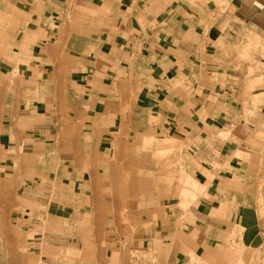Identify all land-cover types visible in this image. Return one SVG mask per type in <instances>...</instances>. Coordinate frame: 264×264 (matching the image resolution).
Listing matches in <instances>:
<instances>
[{"label":"crops","instance_id":"crops-1","mask_svg":"<svg viewBox=\"0 0 264 264\" xmlns=\"http://www.w3.org/2000/svg\"><path fill=\"white\" fill-rule=\"evenodd\" d=\"M0 4L15 10L30 90L11 103L1 96L0 163L17 169L12 184L33 205L27 225L43 250L80 251L76 264H264V206L240 179V155L252 165L264 152V57L249 78L237 60L246 33L264 41V0ZM151 136L177 152L161 166L156 203L135 159L137 141ZM47 142L64 169L54 195L48 180L25 178ZM186 176L204 189L183 209ZM92 215L99 224L88 230ZM42 216L76 227L59 231Z\"/></svg>","mask_w":264,"mask_h":264},{"label":"rangeland","instance_id":"rangeland-1","mask_svg":"<svg viewBox=\"0 0 264 264\" xmlns=\"http://www.w3.org/2000/svg\"><path fill=\"white\" fill-rule=\"evenodd\" d=\"M15 14L14 9L0 6V99L3 96V103H6V101L11 103L17 97L24 96V91H27V93L30 91L21 87L23 74L19 70V63L25 62V59H23L24 57L21 54H18L20 50L18 52L16 50L21 46L16 43L15 25L9 22ZM238 47L243 49L237 56L239 67L242 68L244 65H249L246 74L249 78L255 74L253 68L261 65L257 61V55L261 54L264 57V41H261L251 33H246L243 42ZM27 50V47H25L24 51ZM258 81L261 82L262 80ZM43 91L49 92L51 90L45 87L41 88V95ZM165 143L166 140H161L157 136L145 137L137 141V151L135 152L137 174L142 176L143 179L147 177V179L151 180L149 186L154 203L158 201L162 187L166 186L165 182H163L164 184L160 183L161 166H165L168 155L177 153L176 151L168 153L163 150L162 146L164 145L162 144ZM11 152L15 153V150L12 149ZM240 158L245 165L240 175V179L244 182L241 191L249 193L253 198L252 202L259 204L260 209H262L264 206V192H262L264 189V152H256V156H254L255 162L252 165L248 164L250 159L248 155L241 154ZM37 160V163H39L38 168L30 169L25 178L29 180H48V184L54 188V195L56 178H62L64 175V169L60 165L61 162L57 161L54 144L47 142L43 150L38 154ZM179 165L180 170H182L181 162ZM174 168L177 169L176 166ZM16 172V168L9 167L7 169L0 163V264H44L43 255L56 257L62 264H76L75 259L80 256L83 257L80 251L71 252L62 245L56 248L51 247L50 250L53 252L50 253L45 251L49 249L46 244H39L40 241L44 240V238H37L41 233L39 234V231L36 229L32 230L27 225V222H31L33 218L31 213L33 205L12 184L13 178L11 177H15ZM179 189V195L183 198L181 207L187 209L193 199L203 191L204 187L197 184V182L191 181V178L186 176L185 178H180ZM110 193H113L112 189ZM158 211L159 209L153 208V214L149 220L152 228L156 226L158 217L156 213ZM41 219L44 226L54 227L59 231L64 228L74 229L76 227L62 219L51 221L47 216H42ZM97 220L98 218L94 215L89 216L87 222L83 225L88 227V230H93L99 224ZM89 232L91 233V231ZM57 235V239L61 240V242L66 239L63 233H57ZM66 240L69 241V239ZM40 247L41 253H38L37 251ZM132 254L143 256L145 253L137 248ZM155 254V252L152 253V255Z\"/></svg>","mask_w":264,"mask_h":264},{"label":"built area","instance_id":"built-area-1","mask_svg":"<svg viewBox=\"0 0 264 264\" xmlns=\"http://www.w3.org/2000/svg\"><path fill=\"white\" fill-rule=\"evenodd\" d=\"M260 8H263L264 6L263 5H259Z\"/></svg>","mask_w":264,"mask_h":264}]
</instances>
